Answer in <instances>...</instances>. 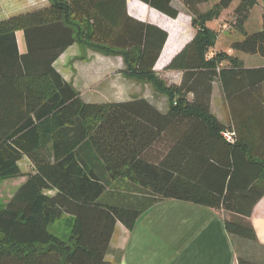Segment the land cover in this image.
Wrapping results in <instances>:
<instances>
[{"label":"trees","instance_id":"1","mask_svg":"<svg viewBox=\"0 0 264 264\" xmlns=\"http://www.w3.org/2000/svg\"><path fill=\"white\" fill-rule=\"evenodd\" d=\"M139 1L174 19L182 11L174 0ZM208 1L182 0L195 35L164 66L182 72L170 85L155 73L169 33L131 15L128 0H49L0 19V180L26 177L0 204V264H113L106 255L117 222L131 229L144 201L167 198L226 210L230 235L258 241L249 218L264 196V66L245 67L214 49L218 35L206 19L235 0L205 12ZM257 1L235 7L244 37L231 48L264 57V12L261 30L243 27ZM80 32L94 46L121 51L126 72L147 78L167 106L147 97L85 101L54 66ZM215 81L228 123L211 108ZM236 102L252 107L250 119L236 117ZM24 158L33 173L23 171ZM65 212L74 216L68 236L54 225ZM239 264L262 263L241 256Z\"/></svg>","mask_w":264,"mask_h":264},{"label":"crops","instance_id":"2","mask_svg":"<svg viewBox=\"0 0 264 264\" xmlns=\"http://www.w3.org/2000/svg\"><path fill=\"white\" fill-rule=\"evenodd\" d=\"M0 1V11H5V18L14 13L44 6L49 3L48 0H26L25 6L18 8L16 0ZM128 9L131 15L141 20L150 21L166 29L169 33L168 39L170 38V30L164 24H168L171 17L162 13L159 14L160 12L158 11V16L149 19L146 15L147 8L140 4L131 7L129 0ZM153 10L156 9L153 8ZM263 12L264 1L258 0L251 8L249 17L245 22V26H248L247 32L251 33L263 28ZM181 16H183L182 11L177 18H172V20L178 21ZM2 18L3 17L0 19ZM183 23L184 28L176 34L174 41L178 44L186 38L183 43L184 46L190 39H192L195 31L194 29L192 30L189 28L186 24V19L183 20ZM224 25L225 24H222L219 21V27ZM223 28L224 29L222 30H225V27ZM224 36L227 37V39L224 41L223 47L220 48L218 43H216L215 50H224L237 56L243 61L245 67L264 66V60H260L261 62L255 64L251 62L247 63L241 52L232 50L231 43L235 40L242 39L244 37L243 35H239L237 31H232L226 33ZM17 41L20 52H26L27 45L24 32L21 30L17 31ZM74 45L75 44L67 48L54 62L56 69L66 80L73 83L85 101H113L98 97H106L105 93L102 91L100 92V90L99 92L91 93L88 91V88H85L84 86L80 88L77 85L73 72L72 74L69 73V70L70 72L72 71L70 65L71 58L76 52ZM171 57L166 63L169 62ZM87 70L89 71L91 68ZM79 71L80 75L87 72L86 70L83 72L82 70ZM84 76L86 77L85 80H83ZM84 76H81V80L85 83L90 78L88 74ZM181 77L182 73L178 72V77L174 80L175 83H180ZM261 87V89L264 90V81ZM102 89L107 91L106 87L101 88V90ZM218 95L223 99V114H221L220 111H216L214 108L215 97ZM211 108L221 121L228 123L231 119L229 105L225 101L223 87L220 81H215L213 83ZM262 110H264V108H262ZM253 111L254 110L250 105L246 106L242 104L239 105L237 102L235 103L234 114H236V117L238 118L250 119ZM27 160L29 161V170L23 171L33 173L35 171L34 165L29 159ZM24 181L25 180L21 181V183ZM124 192L130 193L131 191L124 190ZM132 194L136 193L132 192ZM148 197H150V195H148ZM149 201L150 200L144 201L145 204L143 207H145V209L139 215L131 229L125 226L121 221L117 222L110 243L111 251L106 255V259L112 261L113 264H239V257L241 256L264 264V196L256 203L249 218L255 227L258 238L257 242H251L230 235L225 227L224 219L227 215L223 209L219 210L210 206L175 198L162 199L154 203ZM73 222L74 216L65 212L62 217L57 219L54 225L57 227L60 235L68 236ZM115 257H120V259L115 261Z\"/></svg>","mask_w":264,"mask_h":264},{"label":"rangeland","instance_id":"3","mask_svg":"<svg viewBox=\"0 0 264 264\" xmlns=\"http://www.w3.org/2000/svg\"><path fill=\"white\" fill-rule=\"evenodd\" d=\"M26 0H16L18 4V8L25 6ZM131 7L134 5H142L147 8L146 15L149 19H152L154 16H158V11L153 10V8L147 6V4L142 3L139 0H129ZM49 2V0H48ZM218 0H209L206 3L201 5V10L205 12L209 10L218 11L217 3ZM1 3V1H0ZM176 6H178L183 13V16L178 21L170 20L168 24H164L170 30V38L165 44L164 51L162 56L160 57L159 61L155 66V73L157 76L162 79L167 85L175 83L174 80L178 77V72L175 70H165L164 66L168 59L177 52L182 46L184 41L183 39L180 43H175L176 34H178L183 28L184 23L183 20L186 19V24L189 26L190 29H194L191 25V16L188 14L186 10V6L182 2V0H174ZM239 0H235L233 4L228 9H223L220 12L219 16L216 17H207L206 25L217 34L219 37L217 38L218 46L220 48L223 47L224 41L227 39L224 35L226 33L237 31L239 35H243V31L241 28H238L236 18L234 15V9L238 5ZM17 8V9H18ZM157 13H156V12ZM216 12H213V15ZM154 14V15H153ZM161 14V13H159ZM153 15V16H152ZM5 18V11H0V18ZM7 17V16H6ZM155 18V17H154ZM219 21L224 26L219 27ZM223 27H225V30ZM244 30L247 31L248 26H243ZM195 31V29H194ZM193 31V32H194ZM195 35V34H194ZM224 36V37H223ZM221 37V38H220ZM76 50L75 55L71 58V68L72 71L69 73L72 74L74 78H76L77 85L81 88L84 86L88 88L89 92H100L102 91L105 93V96H98L101 98H106L109 100H127L136 97H147L151 99L155 104L159 105L160 107L167 106L168 98L159 89L155 88L154 85L147 80L145 77H135L126 72L128 64L125 61L123 53L117 50H104L100 47L94 46L89 42L87 32L86 33H79L77 42L74 45ZM243 57L245 58L246 62L249 63H258L261 62L260 60H264V57L258 54H248L241 52ZM174 56V55H173ZM172 56V57H173ZM261 56V57H260ZM171 57V58H172ZM167 64V63H166ZM75 66V67H74ZM91 68V70H87ZM70 69V67H69ZM82 72L86 70V73H82V75H89V78L85 83L82 82L80 71ZM182 73V72H181ZM182 78V77H181ZM86 77H83L85 80ZM107 88L106 90H101V88ZM84 90V89H83ZM86 91V90H84ZM100 99V98H99ZM214 108L216 111H220L223 114L224 104L223 99L221 96L215 97ZM21 166L23 170H29V161L24 158L21 162ZM25 177H18V178H5L0 180V204L4 205L14 194L18 186L20 185L21 181L25 180ZM226 212L227 216L232 215L231 213ZM226 216V217H227ZM253 224V223H252Z\"/></svg>","mask_w":264,"mask_h":264},{"label":"built area","instance_id":"4","mask_svg":"<svg viewBox=\"0 0 264 264\" xmlns=\"http://www.w3.org/2000/svg\"><path fill=\"white\" fill-rule=\"evenodd\" d=\"M223 135L225 136V138L227 140H230L232 141L234 139V132H231V131H224L223 132Z\"/></svg>","mask_w":264,"mask_h":264}]
</instances>
